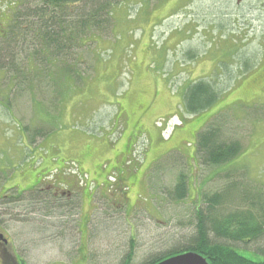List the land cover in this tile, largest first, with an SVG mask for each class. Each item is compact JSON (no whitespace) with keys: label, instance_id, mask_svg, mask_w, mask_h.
<instances>
[{"label":"rangeland","instance_id":"obj_1","mask_svg":"<svg viewBox=\"0 0 264 264\" xmlns=\"http://www.w3.org/2000/svg\"><path fill=\"white\" fill-rule=\"evenodd\" d=\"M108 2L109 15L79 32L81 13ZM65 12L73 39L61 70L76 68L81 78L67 74L72 85L62 91L48 85L61 65H47L40 53L28 61L24 51L40 48L32 36L13 44L12 67L8 55L0 65V197L27 191L38 170L55 166L52 159L82 168L80 179L65 176L70 187L58 185L69 195L55 199L50 214L32 206L28 193H18L17 202L0 198L2 227L17 255L26 264H121L130 254L129 264H145L178 251L196 232L203 194L227 197L212 217L246 211L243 194L262 200L264 217V0H85ZM203 79L218 98L186 114L183 88ZM38 98L48 102L45 111L36 109ZM209 122L221 124L222 142L241 145L226 164L204 166L195 156L194 134ZM35 128L46 132L42 138ZM123 155L131 160L126 189L114 175V184L98 186L97 176ZM179 174L188 190L175 200ZM56 179L53 170L42 187ZM231 244L263 259L254 251L264 253V229L253 241Z\"/></svg>","mask_w":264,"mask_h":264},{"label":"trees","instance_id":"obj_2","mask_svg":"<svg viewBox=\"0 0 264 264\" xmlns=\"http://www.w3.org/2000/svg\"><path fill=\"white\" fill-rule=\"evenodd\" d=\"M83 1L85 0H3L1 5L4 6L3 11H5H2L3 13L0 11V65L3 63L5 55H8L11 59L10 67H12L14 58L12 55L14 51L13 44H16L19 39H30L32 36L37 39L35 41L39 42L40 48L39 50L33 49L30 51L27 49L24 51L27 58H29L28 61L35 62V54L40 53L47 65L60 64L61 66L57 70L60 73L59 76L62 77H59L58 74H56L58 79L48 76L50 81L47 80V83L55 89L57 87L60 88V90L64 89L66 84L71 86L72 78L67 74L75 75L78 78H81V76L76 71V68L61 70L64 58L68 59L67 54H63L64 49L68 47L66 42L70 43L73 39L71 37L72 34H66L67 25L63 24V22L68 16L65 12L66 6L74 2L83 3ZM107 6L111 7L113 4L110 2L100 3L97 8H93L92 12L83 11L79 18V32L84 33L89 24L98 26L99 20L105 19L104 15L107 13L109 15L110 13V11H105ZM4 22L6 27L3 26ZM61 39H64L63 42H61ZM183 93V111L191 116L210 107L218 98L216 88L204 79L202 81L194 80L183 88ZM38 100L36 109L45 111L47 109L45 104H48V102L39 98ZM55 106L56 102H54V108H56ZM179 119L183 123L180 116ZM33 132L41 138L46 133L41 128H35ZM194 135L195 156L197 159L199 158L200 163L204 166L226 164L239 155L238 153L241 151V145L237 140H224L223 142L220 140L221 136L224 135L220 123H206V126L201 127ZM122 158H124V155L119 160L123 161ZM120 161L115 163V167H112L108 173H113L117 176L115 183L123 190L126 187L124 183L125 170L124 167L120 169ZM103 166L104 164L102 163L99 168L101 169ZM116 167L119 168V173L114 171ZM64 170H66V166L61 168L60 171L63 172ZM177 178L172 195L175 200H182L187 195V181L182 174H179ZM60 180L62 179L60 178ZM106 180L108 182H104L101 185L98 184V186L108 187L114 184L108 178ZM243 195L248 209L246 211H233L220 216V218L212 217V213L220 204L226 201L227 197L225 194L211 193L209 196L207 194L201 195L204 198L205 207H196V232L189 236L185 243H180L176 246L173 251L177 249L178 251L171 254L191 249L202 254L209 264H264V253L254 251L261 254L263 259L253 260L244 254L242 255L238 250L239 248L231 244L232 242L253 241L260 237L264 229V217L261 214L263 210L259 206L262 200ZM16 196L18 197V195ZM169 255H159L145 264H154ZM131 257L132 255L127 254L126 259L121 264H129ZM21 263L25 264V261L21 259Z\"/></svg>","mask_w":264,"mask_h":264},{"label":"flooded vegetation","instance_id":"obj_3","mask_svg":"<svg viewBox=\"0 0 264 264\" xmlns=\"http://www.w3.org/2000/svg\"><path fill=\"white\" fill-rule=\"evenodd\" d=\"M30 184H28V190L23 191V193H28L29 197L27 198V201L30 200L32 202V206H36L37 209H40V211L43 213L50 214V212L55 208V199H60L62 196L69 195V192H66L67 190L65 188L61 189L57 183L50 184L49 186L45 187H42L43 184L40 182L31 185ZM47 190H49V192H47ZM3 197L4 199H7L6 196ZM11 246L12 239H10L6 229L2 227V219L0 218V264H22L14 249L15 257H13V250Z\"/></svg>","mask_w":264,"mask_h":264},{"label":"water","instance_id":"obj_4","mask_svg":"<svg viewBox=\"0 0 264 264\" xmlns=\"http://www.w3.org/2000/svg\"><path fill=\"white\" fill-rule=\"evenodd\" d=\"M154 264H209L206 258L193 250L179 252L178 254L170 255L167 258L158 260Z\"/></svg>","mask_w":264,"mask_h":264},{"label":"crops","instance_id":"obj_5","mask_svg":"<svg viewBox=\"0 0 264 264\" xmlns=\"http://www.w3.org/2000/svg\"><path fill=\"white\" fill-rule=\"evenodd\" d=\"M65 157L66 158H68V159H72L69 155L67 156V155H65ZM73 160H76V159H74L73 158ZM122 160L123 161H120V164H119V166H120V169H122V167H124L125 168V166H127L126 165V157H125V155H124V158H122ZM51 162H53V163H55V166H48V169H47V171L46 172H51V171H53V170H57V171H59L62 167H63V165H62V163L61 162H59V159L57 160V159H52L51 160ZM102 164V163H101ZM50 167V168H49ZM79 167H80V165H79ZM97 167H101V165L99 166H97ZM82 168H79V170H81ZM100 169V168H99ZM114 171H116L117 173H119L120 172V170H119V168L118 167H116L115 168V170ZM85 172V171H84ZM37 173H40V171H38ZM88 173V172H87ZM115 173V172H114ZM43 176V175H42ZM41 176V177H42ZM98 177V181L96 182L97 184H102V183H104V182H108L107 180H106V178H107V176L105 175V174H101V176H97ZM87 191H88V188L86 187L85 188Z\"/></svg>","mask_w":264,"mask_h":264}]
</instances>
